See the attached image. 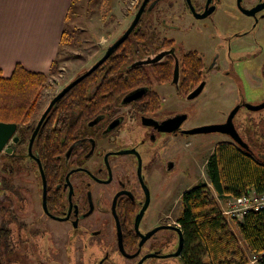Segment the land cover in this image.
Returning <instances> with one entry per match:
<instances>
[{
	"label": "flooded vegetation",
	"instance_id": "af4514ba",
	"mask_svg": "<svg viewBox=\"0 0 264 264\" xmlns=\"http://www.w3.org/2000/svg\"><path fill=\"white\" fill-rule=\"evenodd\" d=\"M154 1H157V5L153 9L150 7L151 13H155L160 3L166 0L151 2ZM224 1L226 3L221 7L214 0L209 5L214 9L208 16L218 12L220 21L217 26L221 27L223 32L221 43L212 51L217 54L224 48L226 57L233 52L245 58H253L258 62L259 72L254 70L255 68H245L246 80L252 83L249 78L252 76L249 74L253 73L256 74L253 76H258L261 80L260 83H255L264 84V0ZM198 2L200 7L192 3L198 13H203L207 7V0H198ZM171 40L172 43L168 44ZM177 45L175 39L165 38L156 44H151L149 41L148 49L141 52V55L133 57L131 65L146 66L151 83L123 94L94 115L81 118L76 112L71 116L66 115L67 118L64 119V115L52 112L60 98L56 101L39 128L40 132L44 125H48L57 136L60 134L64 136L63 147L54 155V174L49 179L46 177L44 165L35 147L39 132L33 141L32 152H30V143L42 116L61 90L51 98L42 112L40 106V112L35 117L34 130L27 137L26 142L23 145L18 144L20 136L16 134L18 140H11L1 153L4 156L3 171L6 176L4 188L6 187L7 190L10 189V179L13 178L14 171L20 173L15 166L17 163L19 167L25 164V159H28L34 166L37 181L35 202L41 211L37 215L40 221L34 231V238L48 233L49 240L45 241L44 246L39 242L40 253L35 257L36 264L46 262L165 264L164 261L170 258H182L184 243L180 249V239L184 234L179 215L176 219L173 218L174 209L169 207L166 201L161 200L160 205L155 207L152 205L151 179L164 180L173 149L168 138L163 139L164 135L160 136L159 133L167 132L178 136L186 134L185 130L191 129L183 128L185 115L170 116V113L166 114V110L176 101L189 98V95L201 84L203 88L199 94L206 88H211L215 76L211 75L218 72V66L216 64L208 66L205 61V56L208 54L197 49L188 50L179 57L177 50L180 49ZM190 51H196L202 56L205 67L198 86L191 92L185 93L181 88L182 58ZM165 62L172 63L173 72L170 80L162 81L153 72L152 65ZM230 67L229 63L225 73H228L227 69ZM155 83H168L176 93L166 90V94L170 97L168 100V96L163 97L160 92L153 89ZM149 92L157 93L160 97L161 102L158 106L152 107V104L146 101L145 95ZM170 101L172 103H169ZM263 103L260 102L258 105ZM250 109L263 111L264 107L253 106ZM239 110L236 109V112L232 110V115L221 123L228 128L227 133H222L244 141L234 121ZM182 116L184 119L181 124L170 131L169 129L175 126V120ZM262 123L263 119L256 121L249 117L245 119L244 128H241L245 132L255 129L259 133L260 126L263 127ZM252 124H256V128ZM135 126L139 127V130L146 131L151 139L150 146L147 145L146 138H143L137 141L139 143L134 147L116 149L118 135L123 131L133 130ZM245 139L247 144L251 141ZM139 144L143 150L139 148ZM37 174L40 175V181ZM24 191L21 188L17 193L23 203L27 201ZM42 220L50 221L52 224H43ZM59 228L61 231H58ZM22 239L21 258L24 264L28 262L30 247L27 240H24V237ZM59 243L61 245H58Z\"/></svg>",
	"mask_w": 264,
	"mask_h": 264
},
{
	"label": "rangeland",
	"instance_id": "374dc122",
	"mask_svg": "<svg viewBox=\"0 0 264 264\" xmlns=\"http://www.w3.org/2000/svg\"><path fill=\"white\" fill-rule=\"evenodd\" d=\"M192 2L197 7L201 6L198 0H192ZM214 2L218 3L219 7L226 3L224 0H214ZM151 3L146 8L140 22L143 28L148 27V38L151 44H156L165 38L175 39L180 49L177 50L179 57L188 50L197 49L208 54L205 56L208 66L211 64L218 66V72L211 75H215L213 83L211 82L210 85L211 88H206L194 98L186 97L176 101L166 110V114L170 113V116L185 115L186 120L183 128H192L213 123L221 124L225 118L232 115V110L236 112V109H241L234 119L235 125L239 133L249 139V132L243 130L245 119L251 117L256 121L263 119L264 122V110L250 109L253 106H260L258 104L264 102V84H256L261 80L258 76H253L256 75L253 73L249 74L252 76L249 78L253 81L250 83L246 80L244 70H246L245 68H255L254 70L259 72L258 62L253 58H245V56L236 55L233 52L227 58L224 48L214 54L212 49L221 43L223 34L222 28L217 26L220 21L218 12L211 16L197 18L193 15L186 0H166L160 3L155 13H151ZM140 4L141 0H75L66 25L65 41L62 42L56 63L49 73L47 86L43 90L41 112L55 94L91 67L101 58L107 48L124 34L133 22ZM238 49L240 51V48ZM229 63L231 67L227 69L228 73H225ZM153 89L160 92L163 97L165 95L169 97L166 90L176 93L168 83H155ZM263 128L264 126H260L259 131H263ZM159 134L160 136L164 135L163 139L168 138L173 149L164 180L151 179L152 205L155 207L160 205L161 200L166 201L169 207H173V218L176 219L181 213V197L186 190L199 183L207 182L216 195L207 174L208 159L220 141L236 142V140L219 131L179 134L178 136L167 132ZM243 136L244 141L241 143L247 145ZM252 136L258 135L254 133ZM143 138H146L147 145L151 143L146 131L139 130V127L135 126L133 130L123 131L118 135L115 147L119 150L131 148ZM139 148L143 150L141 144H139ZM253 151L258 156H264V146H257ZM124 156L132 157L131 155ZM3 164V158L0 156V228L4 225L9 227L10 236L3 237L0 241V264H23L21 258L22 237L27 240L28 247H30L28 262L26 261L27 263L24 264H36L35 257L40 253L39 242L44 246L45 241L48 240V233L34 238V231L40 221L37 215L41 212L35 202L37 181L34 166L28 159H25V164L19 167L17 163L15 166L20 170V173L14 171L13 178L10 179V189L7 190L6 187L4 188V177L6 176ZM37 177L40 181L39 174ZM21 188L25 190L27 198L24 203L17 196ZM219 202L222 208L226 209L229 199H220ZM42 221L46 225L52 224L50 221ZM237 222L238 219L230 218V226L239 236ZM58 231L61 229L59 228ZM42 257H44L43 254ZM251 261L257 262L253 259ZM164 263L183 264V261L181 258H170Z\"/></svg>",
	"mask_w": 264,
	"mask_h": 264
},
{
	"label": "trees",
	"instance_id": "16d2710c",
	"mask_svg": "<svg viewBox=\"0 0 264 264\" xmlns=\"http://www.w3.org/2000/svg\"><path fill=\"white\" fill-rule=\"evenodd\" d=\"M145 11L125 41L98 68L58 100L52 111L54 114H62L64 119L66 115L71 116L76 112L81 118L94 115L123 94L151 83L146 66L131 65L132 58L149 47L148 27L143 28L140 23ZM66 34L67 29L64 30L62 42ZM55 63L56 60L52 68ZM172 67L171 62L152 65L153 72L162 81L171 79ZM182 67L181 88L189 93L200 82L204 59L196 51L187 52L182 58ZM48 80V73L30 70L21 63L16 64L10 76H5L0 68V121L18 124L20 145L34 130L35 117ZM145 99L152 107L161 102L154 92L146 94ZM262 124L264 126V122ZM252 125L256 128V124ZM51 130V126L44 125L35 141L48 179L54 174V155L63 147L64 138ZM254 133L258 136H252ZM249 134V145L241 143L243 141L220 142L210 155L207 174L216 195L207 182L199 183L183 193L179 215L184 234L183 264H248L258 256V264H264V209L249 210L238 220V236L219 202L220 199L239 198L250 190L264 193V156H258L253 151L257 146H264V128L259 133L250 129ZM0 156L4 157L3 154ZM9 236L10 228L2 226L0 241Z\"/></svg>",
	"mask_w": 264,
	"mask_h": 264
},
{
	"label": "crops",
	"instance_id": "0c3cea01",
	"mask_svg": "<svg viewBox=\"0 0 264 264\" xmlns=\"http://www.w3.org/2000/svg\"><path fill=\"white\" fill-rule=\"evenodd\" d=\"M74 2L0 0V68L5 76L13 73L17 63L33 71L51 72Z\"/></svg>",
	"mask_w": 264,
	"mask_h": 264
},
{
	"label": "water",
	"instance_id": "95a60500",
	"mask_svg": "<svg viewBox=\"0 0 264 264\" xmlns=\"http://www.w3.org/2000/svg\"><path fill=\"white\" fill-rule=\"evenodd\" d=\"M148 2H149V0H143L142 4H141V6H140V8H139L134 20H133V22L131 23V25L128 27V29L124 32V34L119 39H117L111 46H109V48L107 49L105 55L100 60H98L89 70H87L86 72H84L80 76L76 77L74 80H72L65 88H63L61 90V92H59L54 97V99L52 100L51 104L49 105V107L45 111L44 115L42 116V119H41L39 125L37 126L36 130L33 133V136H32V139H31V143H30V152H32V150H31L32 144H33V141H34L37 133L39 132V128H40L44 118L47 116V114L51 110L52 106L56 103V101L59 98L63 97L65 95V93L71 87H73L75 84H77L83 78H85L87 75L92 73L97 67H99L113 53V51L125 41V39L132 33L133 29L137 26V24H138V22H139V20H140V18L142 16L144 10L147 8ZM187 2L189 4V6H190L191 11L198 18L207 17L212 12V10L214 9L213 7H209V5L212 2V0H207V7H206V10L203 13H198L196 11V8H195L194 4L192 3V0H187ZM202 88H203V84H201L196 90H194L189 95V98L196 97L200 93ZM263 107H264V103L261 104L260 106H257L256 108H263ZM183 119H184L183 116L179 117L178 119H176L175 122H174L175 126L170 128L169 130L171 131V130L175 129L177 126H179V124H181ZM17 131H18V124L17 123L0 121V154L5 150V148L10 143L11 140H13V141H17L18 140V137L16 135ZM213 131H219V132L227 133L228 132V128H227V126L225 124H211V125H205V126H200V127L187 129V130H185V133L186 134H194V133H199V132H213ZM234 135H236V134H234ZM235 140L239 142L238 139L235 138ZM40 166H41V164H40ZM41 169H42V166H41ZM44 197H45V194H44ZM183 243H184V237H183V235H181L180 249H182Z\"/></svg>",
	"mask_w": 264,
	"mask_h": 264
},
{
	"label": "built area",
	"instance_id": "2783aa9c",
	"mask_svg": "<svg viewBox=\"0 0 264 264\" xmlns=\"http://www.w3.org/2000/svg\"><path fill=\"white\" fill-rule=\"evenodd\" d=\"M264 209V193L259 194L254 190H250L246 195L239 198L229 199L228 207L223 210L224 214L230 219H242L249 210ZM258 257H254V261H258Z\"/></svg>",
	"mask_w": 264,
	"mask_h": 264
}]
</instances>
